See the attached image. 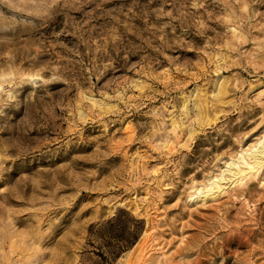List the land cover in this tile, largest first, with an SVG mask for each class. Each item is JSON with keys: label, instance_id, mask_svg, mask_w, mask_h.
I'll return each instance as SVG.
<instances>
[{"label": "rangeland", "instance_id": "1", "mask_svg": "<svg viewBox=\"0 0 264 264\" xmlns=\"http://www.w3.org/2000/svg\"><path fill=\"white\" fill-rule=\"evenodd\" d=\"M262 146L264 0H0V264H264Z\"/></svg>", "mask_w": 264, "mask_h": 264}, {"label": "trees", "instance_id": "2", "mask_svg": "<svg viewBox=\"0 0 264 264\" xmlns=\"http://www.w3.org/2000/svg\"><path fill=\"white\" fill-rule=\"evenodd\" d=\"M143 229V221L124 210H119L101 224L91 225L89 235L100 242V247L94 252L97 264H114L137 243Z\"/></svg>", "mask_w": 264, "mask_h": 264}, {"label": "bare ground", "instance_id": "3", "mask_svg": "<svg viewBox=\"0 0 264 264\" xmlns=\"http://www.w3.org/2000/svg\"><path fill=\"white\" fill-rule=\"evenodd\" d=\"M259 151V150H258ZM261 154H264V146H262V149H261ZM255 155V154H254ZM235 174H237V173H235ZM238 175H239V173H238Z\"/></svg>", "mask_w": 264, "mask_h": 264}]
</instances>
